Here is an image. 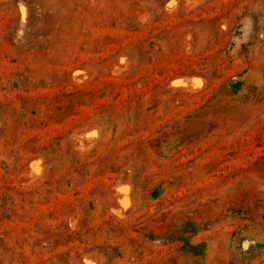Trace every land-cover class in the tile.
I'll return each mask as SVG.
<instances>
[{
    "label": "rangeland",
    "instance_id": "1",
    "mask_svg": "<svg viewBox=\"0 0 264 264\" xmlns=\"http://www.w3.org/2000/svg\"><path fill=\"white\" fill-rule=\"evenodd\" d=\"M81 263L264 264V0H0V264Z\"/></svg>",
    "mask_w": 264,
    "mask_h": 264
},
{
    "label": "bare ground",
    "instance_id": "2",
    "mask_svg": "<svg viewBox=\"0 0 264 264\" xmlns=\"http://www.w3.org/2000/svg\"><path fill=\"white\" fill-rule=\"evenodd\" d=\"M182 3H183V7L185 9H188V8L193 7L197 3V0H182ZM120 71H121V66L118 64H114L113 66L110 67V73H112L114 75L118 74ZM176 83H178V82H176ZM194 85H193V87H194ZM74 136H76V135H74ZM89 143H90V139L89 140L83 139L82 141L80 140V144H79L80 147L78 149H80V148L85 149L86 147L88 148L87 145ZM34 166H36V165H34ZM34 166L25 167L24 169H22L21 172H19L20 174H18L19 176H18V181H17L19 184L24 185V184H27V183H29L32 180L37 178V174H38L39 170H37V166L36 167H34ZM118 199H117L116 193H112V190H111V193H109V201H110L109 203L112 204L110 206V208H111L110 210L114 215L120 216L122 213V208L124 209V206H122V205H121V207L118 206V204H117V202H119V201H117Z\"/></svg>",
    "mask_w": 264,
    "mask_h": 264
}]
</instances>
